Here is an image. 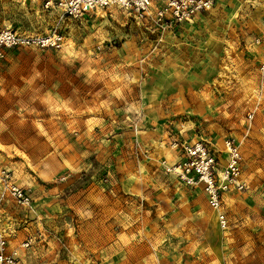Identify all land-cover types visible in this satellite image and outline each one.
<instances>
[{"label":"rangeland","instance_id":"374dc122","mask_svg":"<svg viewBox=\"0 0 264 264\" xmlns=\"http://www.w3.org/2000/svg\"><path fill=\"white\" fill-rule=\"evenodd\" d=\"M263 21L264 0L165 31L0 0V32L62 38L0 60V171L31 198L3 204L18 264H264ZM228 141L244 187L222 193L221 226L203 183L168 169L201 143L220 177Z\"/></svg>","mask_w":264,"mask_h":264},{"label":"built area","instance_id":"2783aa9c","mask_svg":"<svg viewBox=\"0 0 264 264\" xmlns=\"http://www.w3.org/2000/svg\"><path fill=\"white\" fill-rule=\"evenodd\" d=\"M45 9H58L67 17L82 19L87 15L118 9L134 20L141 22L150 29L165 31L191 22L198 15L210 10L217 0H42ZM62 38L33 39L23 37L13 31L0 32V60L5 56V49L18 46H29L38 43L40 46H59ZM256 44L263 48L261 70L264 71V21L261 36ZM229 153L228 164L220 177L216 175V158L210 150L201 143L187 145L182 149V159L168 171H175L178 176L188 183H203L210 207L219 212V223L226 226L222 211V193L229 187L239 190L244 187L240 184L239 153L237 148L226 142ZM173 169V170H171ZM0 184L3 192L0 194V264H18L19 255L16 248L10 246L9 234L2 224L4 202L11 198L21 207H29L31 198L27 192L19 187L11 174L0 171ZM33 239L29 237L22 243V248L31 246Z\"/></svg>","mask_w":264,"mask_h":264},{"label":"crops","instance_id":"0c3cea01","mask_svg":"<svg viewBox=\"0 0 264 264\" xmlns=\"http://www.w3.org/2000/svg\"><path fill=\"white\" fill-rule=\"evenodd\" d=\"M220 3H222V2H220ZM9 243H10V246H11V247L14 246V242H13V240H11ZM22 243H23V242H22Z\"/></svg>","mask_w":264,"mask_h":264}]
</instances>
